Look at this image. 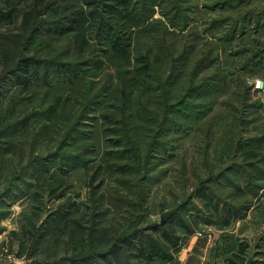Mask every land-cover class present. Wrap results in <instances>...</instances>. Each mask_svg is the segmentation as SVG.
Listing matches in <instances>:
<instances>
[{"label":"rangeland","instance_id":"obj_1","mask_svg":"<svg viewBox=\"0 0 264 264\" xmlns=\"http://www.w3.org/2000/svg\"><path fill=\"white\" fill-rule=\"evenodd\" d=\"M48 1L55 5L45 10ZM134 1L129 2L128 40L131 49L148 61L133 59L126 65L123 59L107 56L98 31L101 13L108 15L112 1L0 0V11L11 14L0 18V90L2 84L12 87L0 97V124L17 127L9 136L0 127V264H30L34 259L53 263L79 257L85 248L83 239L89 240L91 250L85 251L96 252L141 226L148 227L143 243L159 241V233L150 227L156 223L166 232L173 228L179 239L178 246L167 251L168 259L141 261L138 249L126 246L121 251L123 263L226 264L229 258L237 264H264V179L241 156L245 149L258 146L263 153L260 160L264 156V0H175L189 17L188 25L172 27L174 34L163 38L154 30L140 31V24L131 18ZM36 5L41 8L42 19L79 12L80 25L66 28L69 33L39 34L30 42L35 21L31 13H35ZM156 9L154 18L167 22L160 7ZM130 26H134L133 35ZM159 43L166 48L164 54ZM169 55L177 59L181 70L162 86L157 70L163 81L168 79ZM23 58L54 66L74 65L81 72L69 80L50 76L37 84L7 86L4 79L9 70ZM145 67L153 74L146 78L148 83L135 78L128 92L132 101L150 102L160 123L166 105L184 109L182 103H190L196 108L172 111L167 125L140 121L138 130L135 119L123 126L107 124L102 116L112 109L111 101L99 99L103 95L99 90L121 87L122 73L126 79L142 76ZM211 80L215 82L209 87H195ZM95 91L100 94L94 105L88 100ZM113 102L119 103L120 98ZM195 110L199 118L193 116ZM82 112L87 117L80 137L62 145L67 128H72ZM26 121L24 131L21 124ZM115 129L118 135L124 130L129 141L141 147L143 169L136 166L135 158L122 157L130 147L115 142L118 136L111 132ZM160 129L163 131L158 135ZM155 134L160 145L153 148ZM5 143L18 145L6 154ZM80 157L84 163H76ZM35 158L42 163L32 169L27 182L16 179ZM260 160L251 162L264 171V160ZM232 161L247 166L242 172L248 188L244 175L236 170L220 181L212 179ZM120 165H129V169L121 172ZM206 196L207 200H202ZM218 202L222 207L219 213L215 210ZM225 202L237 209L248 202L252 206L242 218L235 215L227 222ZM63 204H67L69 220L82 221L81 229L62 230L57 211ZM181 205L186 206V211L179 212L181 220L171 221L169 213ZM44 224L49 229L42 233L39 249L33 251L34 239L37 243L40 235L37 231L41 233ZM29 231L31 234L26 233ZM240 244L248 247L243 258L236 257Z\"/></svg>","mask_w":264,"mask_h":264},{"label":"trees","instance_id":"obj_2","mask_svg":"<svg viewBox=\"0 0 264 264\" xmlns=\"http://www.w3.org/2000/svg\"><path fill=\"white\" fill-rule=\"evenodd\" d=\"M110 1H112V3L111 2L109 3V6L111 7V9L109 10L108 15L101 13V17H100L101 22H100V26L98 27V31H100V36L103 39L102 41L101 40L100 41L102 42L103 47L107 48L108 50V52L106 53L107 56L110 59H123L125 60L126 65H130L133 59L134 61L139 62V63L141 62L144 63L145 61L147 62L148 60H146L145 56L142 57L140 54H138L137 51H133L131 49L132 44L129 41L130 39L128 37L129 36L128 34L129 17L131 15V13L129 12L130 0H110ZM177 3L178 2L175 0H135L133 3L132 11H131V12L133 11L134 12L132 13L131 18H133L135 22H138L137 24H140L139 26L142 27V29L140 30L141 32L147 33V32H152L154 30L157 33H162V38H163V36H167L168 34H174V32L171 31L172 27L185 28L188 25L189 17H187V15L184 14V11H182V8ZM53 5L55 4L49 3L48 1L45 4V10L46 9L50 10ZM157 6L160 7L159 12L163 16H165L167 22L162 21V19L154 18V14L157 12V9H156ZM40 12H41L40 6L36 5L35 13H31L32 15L30 14L33 17V20H35L33 24L31 25V27L33 28L31 29V32H30L31 34L29 38L30 42L33 41L35 38H37L39 34L41 35V34H48V33H55V34L69 33L70 31L66 30V28H70L71 30L80 25L81 15H79V12H76V11L70 12V16L64 15L61 18L57 17V19H42L40 18L41 16ZM10 15H11L10 13L4 14L2 11H0L1 19H4ZM46 17L47 16L44 15V18ZM132 27L134 26L129 27L130 35H133L131 32ZM124 28H127V30ZM157 45H158L160 53L164 54L165 52L164 50H166L164 45H162V43H159ZM135 46H134V50H135ZM169 59H170V62L168 63L169 65L167 66V69L169 71H166L167 73H169L168 79L163 81V79L159 75L160 70L159 69L157 70V73H158L157 79L158 81L161 82L162 86L164 85L165 82L172 81V78H174V75L176 72H180L179 71L180 66L177 67V64H176V62H178L177 59L171 58V56ZM183 59H187L186 55L183 56ZM183 66H186L185 62L183 63ZM147 67L151 68L150 64L147 65ZM147 67H145L146 71L143 73L142 76L137 75V74L133 75V73H131L132 71L127 70V72L129 74H132L133 76L130 77V79H126V77L123 76L124 73H122V75L120 76L121 87H107L108 89L105 87H102V89L99 91L101 93L103 92L102 93L103 95H101L99 91L97 93L95 91L93 95L89 98V100L87 99L88 103L91 102L94 105L99 102L100 98H103V97L105 100L109 99V101H111L110 106L112 109H109V111H107V113L102 116V118L107 122V124L111 123V124H116L118 126H123V125H127L128 124L127 122L130 119H135L134 122L138 130L141 126L140 121H144V122L149 121V122H152L153 124H158V125L163 123L167 125L169 124L170 115L172 111L186 112L185 111L186 109H191L193 111V108H196L195 106H193L192 108L190 103L188 104L182 103L181 106H184V109L183 107L179 108L178 105L176 104L166 105L167 106V107L165 106L166 110L164 109L163 111L164 113V116L162 118L163 121L162 123H160L155 117V116H158V113H156L153 110V108L149 107L150 102L147 104H144L139 101L138 102L132 101L131 96H130L131 93H128V92H129V89L131 90L133 87H129V86L134 85L135 78H139L140 81L143 83H148V79L146 78L151 77L153 73ZM80 72L81 71L78 69V67L74 65H66L63 63H58V65L54 66V64L52 63L42 64L41 61L34 59V58L33 59L23 58L19 60L13 68L11 67L8 73L9 75L4 80H6V83H8L7 86H9L10 84L14 85L18 83L19 84H27V83L37 84L40 81H47L50 76L51 77L55 76L57 78L69 80L71 78L78 77ZM142 77H145L144 80L142 79ZM214 82H215L214 80H211L206 85L201 83L200 85L195 86V87H201V88H204L207 86L209 87V83L211 84ZM219 82H221V80ZM1 86L2 88L0 90V97L5 95L12 88V87H6V85L4 84H2ZM148 88L156 90V87H148ZM109 91H110V95H109ZM98 95L100 96L99 99L94 100ZM201 95H204V94H201ZM113 97L115 98L112 99ZM117 97L120 98V102L119 103L113 102L115 101ZM84 113L85 112H82L79 115V117L75 120L74 124L72 125V128L70 127L67 128L65 136L62 139V145L70 143L72 139H77L80 137L79 136L81 133L80 127L81 125L83 126L84 124L83 119L87 117V115L86 116L83 115ZM193 116L196 118H199L200 114L199 112L197 113L196 111ZM130 125H132V122L130 123ZM15 126H16L15 124H12L8 126L7 128H5L4 124H0L1 128H5L4 132L6 136L7 135L9 136L11 133H13L11 130ZM16 128L17 127H15L14 130ZM21 128H24V131L27 130L28 128L27 121L21 124ZM131 128L134 129L135 126H131ZM162 131L163 130L160 129L158 131V135H160ZM111 132L114 136H118L115 142H117L118 144H122L123 142H125L126 144H129L128 146L130 148L125 150V153L122 154V157L123 158H131V157L135 158L136 166H139L140 170L143 169V164H142L143 156L141 155L142 154L141 147L139 145H136L135 143H131L129 139L127 138V136L124 134V130L120 129L119 132L121 133V135H118L117 129ZM157 137L158 136H156L155 134L153 148H154V145L156 146L160 145L159 141L156 140ZM5 145L7 148L6 154H9L15 150L18 143L17 145L12 144V143H5ZM239 148L241 152L242 148L241 147ZM121 151H124V150H121ZM3 153H4V150H3ZM262 154L263 153L259 152V146H258L251 151H247V149H245V151L242 152L241 156L244 158V161L246 163L250 162L249 167L252 170H255V172L258 173L259 177L262 174V178L264 179V171L260 169L259 166L256 167V164L254 162H251L257 159L259 161ZM80 158H81V161L76 162V163H79V164L84 163L85 160L82 159V157ZM72 160H74L73 157H72ZM262 160H264V156L260 161ZM41 163L42 161L41 160L39 161L38 158L31 160L30 163L25 167V171H23L24 173L18 176L16 179L20 180L22 183L27 182L26 178L29 177V174L32 172V169L39 166ZM232 163L233 164L230 167L223 170L215 178H212V179L213 180L217 179L218 181H220L223 178H227L228 176L227 174L230 173L232 170L234 171L236 170L237 172H242V169H248L247 166L240 167V166L235 165L233 161ZM118 169L121 170V172H125L127 169H129V165H125V166L120 165ZM242 175H244L243 176V181L245 182L244 186L248 188L249 183H246V181L248 180L246 177V174L242 172ZM253 175L255 176L254 178L258 180V176H256L255 173H253ZM15 187H18V185H16ZM257 189L261 190V187L259 186ZM242 191H244L245 194L248 193L246 189ZM256 191L254 192L255 197L258 194L256 193ZM202 200H207V196ZM206 204H208L209 206H212L211 202L207 201ZM66 206L67 204H63L60 210L57 211L58 217L59 218L62 217L63 222H60V224L62 225V230L63 231L69 230V231L75 232L76 229L82 228L83 226L82 221H80L79 219L69 220L68 218L70 217L68 216L69 214H67ZM251 206L252 204H249L248 202L247 204H245V206L241 207L240 209H237V208H234L233 205L225 202L223 204L224 220L228 222L230 217L235 216V215L239 216V218H242L244 214L245 215L248 214ZM110 207L111 209H113L112 206ZM185 207L181 205L179 208L170 212L169 219L171 221L177 218L180 219L179 212L186 211ZM219 207L222 208L220 203L219 202L215 203V210L218 211V213H219ZM97 209L103 210L101 209V207H98ZM124 212H129V210L125 209ZM240 212H243V213L240 214ZM123 218L124 217H122V219ZM180 223L183 224L184 222L180 221ZM100 224H101L100 221H97L96 225L99 226ZM159 225L156 223L150 226L151 228L154 227L155 228L154 230H156L159 233L160 235L159 241L148 239L143 243L142 241H144L143 238L146 234V230H148V227L145 229L142 226L135 227L131 230L130 233H126V234L119 236L111 246L107 248H103L102 250H98L96 252H90L91 251L89 249L90 247L89 248L87 247V246H90L89 240L87 243V239H83V244H84L83 246H85V248L81 251L83 255L81 254V256L79 257L70 258V259L65 258L63 260L61 259L53 263L50 262L49 259H46V260L45 259H41V260L34 259L33 261H31L30 264H101V263L102 264H126V263H123L120 258L121 251L124 250L126 246L127 248H134V247L137 248L139 251V253L137 254V258H139L141 261L143 260L153 261L155 259H168L167 251L170 250V246H174V247L178 246L179 239L176 237V232L173 228L169 229V232H166L164 229L160 230L161 226ZM219 227L224 228L226 226H219ZM46 229H49V228L46 227ZM46 229H45V224H44L42 232L40 233L39 231H37V233H39L40 235H38L39 237H37L38 238L37 243H36V239H34V245L32 248L33 251H37L39 249V245H40L41 238H42V233L44 232V234H46L47 233ZM26 233L31 234L30 231ZM140 242H142V244L139 245ZM247 248H248L247 245L240 244L236 257L243 258L242 256H245L247 254V250H248ZM87 249L90 251H85ZM118 255L120 256L118 257ZM225 262L226 264H237L235 261L229 258H227Z\"/></svg>","mask_w":264,"mask_h":264}]
</instances>
